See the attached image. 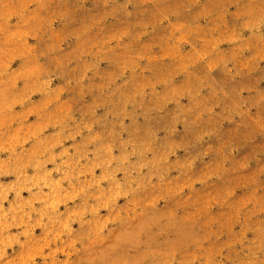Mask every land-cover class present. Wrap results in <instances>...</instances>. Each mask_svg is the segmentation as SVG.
I'll return each instance as SVG.
<instances>
[{
    "label": "rangeland",
    "instance_id": "obj_1",
    "mask_svg": "<svg viewBox=\"0 0 264 264\" xmlns=\"http://www.w3.org/2000/svg\"><path fill=\"white\" fill-rule=\"evenodd\" d=\"M0 264H264V0H0Z\"/></svg>",
    "mask_w": 264,
    "mask_h": 264
}]
</instances>
